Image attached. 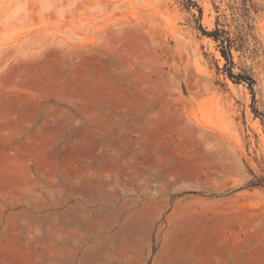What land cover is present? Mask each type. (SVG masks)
Instances as JSON below:
<instances>
[{"label":"rangeland","instance_id":"obj_1","mask_svg":"<svg viewBox=\"0 0 264 264\" xmlns=\"http://www.w3.org/2000/svg\"><path fill=\"white\" fill-rule=\"evenodd\" d=\"M192 1L0 0V264H264V0Z\"/></svg>","mask_w":264,"mask_h":264},{"label":"trees","instance_id":"obj_2","mask_svg":"<svg viewBox=\"0 0 264 264\" xmlns=\"http://www.w3.org/2000/svg\"><path fill=\"white\" fill-rule=\"evenodd\" d=\"M185 2L187 5L197 6L192 0H185ZM198 11L199 13H201V9L199 7ZM198 28L201 30L202 34L212 37L215 41H219L218 47L221 56L225 59L224 70L227 72L228 77L234 82L245 81L248 87L252 90L254 80L250 75L232 72L233 61L230 52V48L232 46V39L227 35V32L224 29H220L218 27H215L213 30L207 31L200 24L198 25ZM254 113L256 115L262 116V118L264 119V114L259 112L256 108H254Z\"/></svg>","mask_w":264,"mask_h":264},{"label":"bare ground","instance_id":"obj_3","mask_svg":"<svg viewBox=\"0 0 264 264\" xmlns=\"http://www.w3.org/2000/svg\"><path fill=\"white\" fill-rule=\"evenodd\" d=\"M207 19V18H206Z\"/></svg>","mask_w":264,"mask_h":264}]
</instances>
